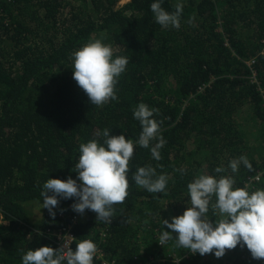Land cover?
<instances>
[{"label": "trees", "instance_id": "16d2710c", "mask_svg": "<svg viewBox=\"0 0 264 264\" xmlns=\"http://www.w3.org/2000/svg\"><path fill=\"white\" fill-rule=\"evenodd\" d=\"M117 2L0 0V264H22L30 249L57 248L48 234L74 217L76 238L95 242L114 264H176L175 258L264 264L246 246L217 259L171 240L159 244L163 228L171 232L161 219L171 222L190 204L187 185L194 177L231 175L237 188L264 189V0H182L179 29L155 22L153 0L115 8ZM178 2L164 0L162 7L174 12ZM96 39L128 58L117 99L102 106L89 102L71 69L72 54ZM140 103L158 110L166 144L158 161L148 148H134L129 194L115 205L111 223L91 210L75 212L73 199H61L54 218L41 208L35 221L46 180L76 178L82 143L101 139L96 133L103 129L138 139L133 111ZM240 156L252 167L232 173L229 161ZM144 166L168 176L165 191L148 192L131 180ZM217 167L225 171L216 173ZM208 216L220 218L211 209Z\"/></svg>", "mask_w": 264, "mask_h": 264}, {"label": "clouds", "instance_id": "9594fccd", "mask_svg": "<svg viewBox=\"0 0 264 264\" xmlns=\"http://www.w3.org/2000/svg\"><path fill=\"white\" fill-rule=\"evenodd\" d=\"M129 1L121 3L118 0L115 8ZM163 2L153 0L150 5L155 22L163 28L179 29L182 0L176 4L174 12L166 11L162 7ZM127 64L126 56H114L110 45L96 39L72 54L71 69L73 79L85 92L89 102L102 106L117 99L116 85ZM204 88L202 86L200 90ZM157 111L144 103L138 104L133 118L139 121L141 132L135 141L124 134L112 136L111 130L103 129L96 133L101 139L94 138L82 143L78 161L72 170L76 178H48L41 191L42 208L47 209L54 218V209L60 200L73 199L75 202L71 207L75 212L83 214L85 210H91L96 213V220L111 223L115 205L123 204L129 194L128 177L134 148H148L153 159H161L160 149L166 140L161 135L159 122L154 118ZM153 141L156 143L153 144ZM241 165L248 169L252 167L245 156L230 160L228 167L232 173H236ZM224 171L220 167L215 169L216 173ZM131 180L148 192L159 193L166 190L169 178L158 174L152 166H144L135 170ZM187 189L190 204L187 203L183 213L171 217V222L161 219L162 225L171 232L163 228L159 236L160 245L171 240L177 248L201 256L212 254L217 259L239 245L246 246L252 259H264V189L250 191L247 187L237 188L233 176L209 174L194 177ZM210 209L220 217L218 220L209 218ZM48 235L51 236L50 233ZM97 252L95 242L83 239L75 249L67 243L57 248L41 246L30 249L21 261L22 264H94Z\"/></svg>", "mask_w": 264, "mask_h": 264}, {"label": "built area", "instance_id": "2783aa9c", "mask_svg": "<svg viewBox=\"0 0 264 264\" xmlns=\"http://www.w3.org/2000/svg\"><path fill=\"white\" fill-rule=\"evenodd\" d=\"M254 62H255V60L251 59L248 62V65L251 66ZM254 75H255V72H253V76ZM260 177H261V173L256 174L248 182L254 183V181H258L260 179ZM75 222H76V217H74L71 222L62 226L60 229L50 233L51 237L54 239V242L57 245V247L61 246L62 243H67L73 249H75L76 244L79 242L77 240L76 236L74 235L73 230H72V227L75 224ZM102 255H103V253L98 249L97 255L94 258V264H114L113 261H110L109 259H107L106 257H104ZM174 262L176 264H180V259L175 258Z\"/></svg>", "mask_w": 264, "mask_h": 264}, {"label": "rangeland", "instance_id": "374dc122", "mask_svg": "<svg viewBox=\"0 0 264 264\" xmlns=\"http://www.w3.org/2000/svg\"><path fill=\"white\" fill-rule=\"evenodd\" d=\"M126 0H121V3H123V2H125ZM41 205L39 204V205H35L34 206V208H33V213H34V220L35 221H38L39 219H40V217H41ZM183 212H181V214H182ZM180 214V215H181ZM174 216V215H173ZM170 217V216H169ZM168 217V218H169ZM171 217H172V215H171ZM226 255V254H225Z\"/></svg>", "mask_w": 264, "mask_h": 264}]
</instances>
